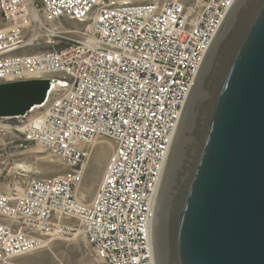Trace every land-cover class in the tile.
<instances>
[{
    "label": "built area",
    "instance_id": "2783aa9c",
    "mask_svg": "<svg viewBox=\"0 0 264 264\" xmlns=\"http://www.w3.org/2000/svg\"><path fill=\"white\" fill-rule=\"evenodd\" d=\"M235 0H0V82L55 77L44 106L0 118L19 150L64 170L0 191V262L84 235L107 264H155L152 221L169 151L204 56ZM112 152L91 201L94 143Z\"/></svg>",
    "mask_w": 264,
    "mask_h": 264
},
{
    "label": "water",
    "instance_id": "95a60500",
    "mask_svg": "<svg viewBox=\"0 0 264 264\" xmlns=\"http://www.w3.org/2000/svg\"><path fill=\"white\" fill-rule=\"evenodd\" d=\"M55 77L0 82V118L46 104ZM155 264H264V0H235L199 68L161 177Z\"/></svg>",
    "mask_w": 264,
    "mask_h": 264
},
{
    "label": "rangeland",
    "instance_id": "374dc122",
    "mask_svg": "<svg viewBox=\"0 0 264 264\" xmlns=\"http://www.w3.org/2000/svg\"><path fill=\"white\" fill-rule=\"evenodd\" d=\"M132 3L164 2L171 0H129ZM188 1V0H184ZM5 27L0 11V29ZM0 127V191L16 179L20 173L48 177L58 175L64 168L58 158L41 146L33 145L28 150L16 149L9 142L18 135L16 131L6 126ZM111 145L106 140L99 141L92 152L87 165L85 181L81 190L87 193L86 202L92 200L97 191ZM0 264H107L98 257L92 245L82 234L67 236L53 240L47 247L13 257Z\"/></svg>",
    "mask_w": 264,
    "mask_h": 264
},
{
    "label": "bare ground",
    "instance_id": "6f19581e",
    "mask_svg": "<svg viewBox=\"0 0 264 264\" xmlns=\"http://www.w3.org/2000/svg\"><path fill=\"white\" fill-rule=\"evenodd\" d=\"M103 140L108 141L109 144L111 143V142H110L109 140H107V139H103ZM97 143H98L97 141L94 143V147L96 146Z\"/></svg>",
    "mask_w": 264,
    "mask_h": 264
},
{
    "label": "crops",
    "instance_id": "0c3cea01",
    "mask_svg": "<svg viewBox=\"0 0 264 264\" xmlns=\"http://www.w3.org/2000/svg\"><path fill=\"white\" fill-rule=\"evenodd\" d=\"M107 152H108V158H109V156H110V154L112 152V149H110V151H107Z\"/></svg>",
    "mask_w": 264,
    "mask_h": 264
}]
</instances>
